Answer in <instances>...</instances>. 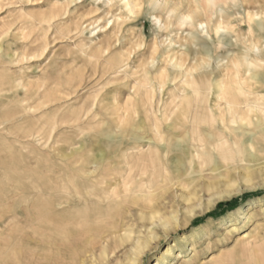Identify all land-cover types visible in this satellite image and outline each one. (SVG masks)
<instances>
[{
	"label": "rangeland",
	"instance_id": "1",
	"mask_svg": "<svg viewBox=\"0 0 264 264\" xmlns=\"http://www.w3.org/2000/svg\"><path fill=\"white\" fill-rule=\"evenodd\" d=\"M144 1L143 14L130 20L122 0H0V264L25 250H57L54 225L45 230L41 218L59 179L97 170L100 155H136V143L147 149L158 136L174 145L199 134L213 141L223 116L225 143L237 146L202 151L186 183L173 182L165 194L174 209L136 208L114 232L92 234L90 245L72 240L66 250H75L74 264L84 255H95L90 264H132L140 241L148 248L135 264H156L166 247L172 253L164 264H264V120L254 111L264 105V0L223 7L209 25L223 22L218 35L205 18L199 29L178 26ZM155 51L189 57L173 63L150 58ZM172 122L175 131L167 128ZM115 161L96 175L117 172ZM227 203L235 206L202 219ZM172 212L178 222L165 234ZM85 248L91 251L82 257Z\"/></svg>",
	"mask_w": 264,
	"mask_h": 264
},
{
	"label": "bare ground",
	"instance_id": "2",
	"mask_svg": "<svg viewBox=\"0 0 264 264\" xmlns=\"http://www.w3.org/2000/svg\"><path fill=\"white\" fill-rule=\"evenodd\" d=\"M231 2L237 3L238 0H149L147 2V6H149V8H151V10L154 11V13H156L155 11H158V13L168 14L170 18L174 20L176 22V25L178 26H190L193 27L194 29H199L198 27L199 26L201 27V25H203L204 23L203 21L204 18L209 22L207 23V26L214 24L215 23L214 19L216 15H218L219 13L222 14L223 7L228 8ZM144 4H145L144 0H122V6L125 8L123 12V16H126V18L128 17L130 20L135 19L136 17H138L139 14L142 13ZM221 17L219 16V18ZM120 19L122 18L120 17ZM156 19L160 20V17L156 16ZM127 21L128 20H126L125 22ZM222 24L223 22L220 21L216 26V28L214 29L212 28L214 25L212 27L209 26V28L211 31H215L214 33L218 35L223 27ZM259 26L262 29H264L263 23H260ZM122 29H121V33H122ZM173 43L176 44V42ZM126 44H127L126 41L122 42L123 47H125ZM135 45L136 44L131 43V46L134 48H136ZM154 45L158 48L156 42ZM128 47L131 48L130 46ZM147 48L150 47L147 46ZM161 48L164 47L162 46ZM130 55H131L130 51L124 52L123 53L124 61L127 60V58H129ZM188 57L189 54L184 55L173 52L157 53V51H155L150 58L153 59L159 58L160 60H170V61H174L173 63H175V61L176 62L178 61L179 63H181L185 59H188ZM175 66L180 69L181 73H187L190 71V69L187 68L182 69L181 68L182 65L176 64ZM236 108L237 107H229L227 108V110L232 112V111H236ZM257 110L261 112L260 114L261 116L259 115L260 118L258 119L259 122H262L264 120V105L263 107L254 108V111ZM219 122L221 123L223 129L222 130L220 129L216 132H213L212 135H209L215 138L213 141H209L208 139H206V137L199 134V136L196 137L194 136L192 137V139L190 138L191 143L189 142V140L188 141L186 140V141H179L174 145V143L169 144V142L164 140L163 137L158 136V139H156L155 137L152 139V143L149 145L147 149L144 148V144L142 142L136 143L135 144L136 149L140 150V152L139 153L137 152L138 154L136 155L128 154V153L122 154V156L119 157L116 161L113 160V158L111 160H109L108 158V161H106L107 157L105 155H100L94 158L93 160L94 161L93 164L97 167V170L88 171L86 169H78L74 172L72 171L71 177L69 176L68 181H65L64 179L60 181V179L58 180L57 178H55L56 180L59 181L60 184L59 186H57L58 187L57 191L55 190L57 192V195L54 203L52 205H49V207H47L48 209L44 212L41 221L43 225L46 224L45 230L48 229L47 223L49 222L53 223L52 225H54L53 228L56 234L55 235L56 240L54 242V246L57 250H25L24 252L18 253L13 258H11V262L8 264H74L76 260L75 250H66L67 248L66 244L69 245V242H71L72 240L74 241L76 240V242L83 244L87 243V245H90L92 234L95 233L98 234V232L101 233L102 231H106L107 233L114 232L116 230V227H118L117 224L120 222V220L124 221L130 219V217L133 216L136 208L146 209L149 207L151 208L156 207L157 214H164L163 212L167 210V206L169 205L171 208L174 209L175 206L173 203L168 204L165 203V201H163L165 200V194L167 190L171 187L173 182L181 185H184L186 183V180H184V176L186 175L191 176V171L189 172L191 167L195 165H199V163H201V158L205 159V157L202 156L201 152L209 151L210 150L209 145H212L213 147L216 146L220 149L227 147V151L231 149L229 147L237 146L236 143H232L231 146L227 142L225 143V138L227 136L225 131L226 129H228V127L226 128L224 127L225 124L227 123L224 116L221 117ZM252 123H253V119L251 117L249 119V122H247V124H249L250 127ZM212 126H216V125H212ZM167 128L171 131H175L177 127L176 124L172 122L167 126ZM237 150L240 152L241 148L238 146ZM227 153L229 154V152ZM171 154L174 155L170 156ZM113 161H115L116 164L118 165L120 164L121 166L117 172L113 171V173H109L108 171H106L105 173H98L96 175V173L99 172L98 169H102L104 165H106L107 163L111 164V162ZM91 182L93 185L91 184ZM190 183L191 181L189 182V184ZM82 184L83 185L85 184V186H87L89 190H86V192H84L83 188H81L83 187L81 186ZM222 195H219L218 197L223 198ZM122 205L127 206V209H125L123 214L119 213V211L116 212L115 208L119 209V207H121ZM49 211L50 213H47ZM174 213L175 212H172L171 214L172 218H174V222L170 224L165 223L167 225H164L163 227L165 230L164 231L165 234L169 233L170 231L169 229L173 228L174 227L173 225L177 224L178 222ZM105 215H109L111 218L110 223L107 225L103 224L102 221V218ZM110 218H106V219H108L109 221ZM93 219L97 220L98 222L92 223ZM156 226L157 225L154 223L153 225L148 227V232L146 234L147 239L150 240V238L152 239L156 238L153 232ZM165 226H167V228H165ZM46 232H44V235H46ZM104 237L105 236H103V238ZM99 239L101 240V237ZM109 240H105V241L109 243ZM146 248H148L147 243H141L140 241H137V244L134 246L135 253L132 264L139 263L142 260L143 255L146 252ZM79 251L80 252L78 253L79 254L82 253L81 255L83 257V255L86 252L88 253V251L91 250H86L85 248V250H79ZM131 251L133 250L131 249ZM171 253H172V247L171 248L166 247L160 258V261L157 262L156 264H164V262H166L164 260L165 256H168ZM94 258L95 255L94 257H89L87 255H84L80 264H90L94 260ZM96 259L99 260L98 258Z\"/></svg>",
	"mask_w": 264,
	"mask_h": 264
},
{
	"label": "trees",
	"instance_id": "3",
	"mask_svg": "<svg viewBox=\"0 0 264 264\" xmlns=\"http://www.w3.org/2000/svg\"><path fill=\"white\" fill-rule=\"evenodd\" d=\"M224 205L226 208H222ZM234 206H235L234 203L220 204L218 209L207 213L202 219L204 220L208 217H218L221 214H223L225 211H227L228 209H232Z\"/></svg>",
	"mask_w": 264,
	"mask_h": 264
}]
</instances>
